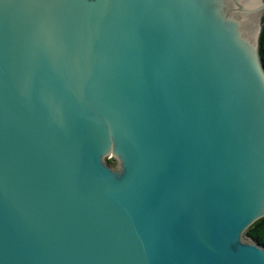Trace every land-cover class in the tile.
Instances as JSON below:
<instances>
[{
    "label": "water",
    "instance_id": "95a60500",
    "mask_svg": "<svg viewBox=\"0 0 264 264\" xmlns=\"http://www.w3.org/2000/svg\"><path fill=\"white\" fill-rule=\"evenodd\" d=\"M263 18L0 0V264H264Z\"/></svg>",
    "mask_w": 264,
    "mask_h": 264
},
{
    "label": "trees",
    "instance_id": "16d2710c",
    "mask_svg": "<svg viewBox=\"0 0 264 264\" xmlns=\"http://www.w3.org/2000/svg\"><path fill=\"white\" fill-rule=\"evenodd\" d=\"M260 56L262 63L264 65V18H263V28L260 37ZM113 163V160H109ZM248 238L257 240L264 246V217L256 221L246 232Z\"/></svg>",
    "mask_w": 264,
    "mask_h": 264
},
{
    "label": "rangeland",
    "instance_id": "374dc122",
    "mask_svg": "<svg viewBox=\"0 0 264 264\" xmlns=\"http://www.w3.org/2000/svg\"><path fill=\"white\" fill-rule=\"evenodd\" d=\"M109 160H113L112 158H110ZM113 162H114V160H113Z\"/></svg>",
    "mask_w": 264,
    "mask_h": 264
}]
</instances>
